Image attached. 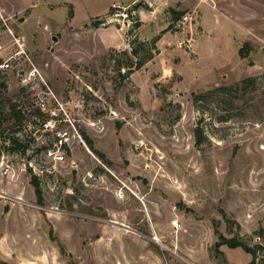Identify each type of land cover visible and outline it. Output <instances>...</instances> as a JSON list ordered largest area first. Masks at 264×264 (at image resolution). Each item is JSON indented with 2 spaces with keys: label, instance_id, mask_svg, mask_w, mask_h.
I'll list each match as a JSON object with an SVG mask.
<instances>
[{
  "label": "rangeland",
  "instance_id": "374dc122",
  "mask_svg": "<svg viewBox=\"0 0 264 264\" xmlns=\"http://www.w3.org/2000/svg\"><path fill=\"white\" fill-rule=\"evenodd\" d=\"M8 28L30 64L0 71L1 260L264 264V0H0L4 53ZM33 65L72 125L44 126Z\"/></svg>",
  "mask_w": 264,
  "mask_h": 264
},
{
  "label": "built area",
  "instance_id": "2783aa9c",
  "mask_svg": "<svg viewBox=\"0 0 264 264\" xmlns=\"http://www.w3.org/2000/svg\"><path fill=\"white\" fill-rule=\"evenodd\" d=\"M112 7H113L114 11L110 14L107 21H109V22L110 21H118L119 19H122V22H123V21L129 20V15L127 12H125L123 10H119L120 7H118L114 4H112ZM181 24L189 26L191 24V16L187 13L183 14L181 16L180 20H178V22H177L178 26H180ZM7 32H8V35H9L11 41H12V45L14 46V49L10 53H4V51H5L4 46L2 43H0V71H6L8 69H11L13 67V63L17 62L18 60L23 61L24 64H26V62L28 64H30L29 57L25 51V46H26L25 36L15 35L13 33L12 29H10V28H8ZM18 73L20 75L21 84L23 86L27 87L28 90L36 93L35 105L41 113H43L47 116V119L44 122V126L46 128L52 129L53 127H55V123L57 120H62V121H65V122H68L71 124V120L68 118V115H67L66 111L64 110L63 103L50 90L47 83H45V81H43L40 73L37 72V68L34 65L32 67H30L29 69H25L24 67L19 68ZM41 83H43V87H42ZM38 88L40 89V92L44 91L46 94L50 95L48 98V101H50L52 99L53 105H50L44 99V97L39 95V93L37 91ZM75 132H76V130H75ZM75 135L78 136L79 134L76 132ZM57 136H58V140H57L56 145H57L58 150L64 144L70 145L71 136L69 135L67 130H62V131L60 130L57 133ZM48 153H49V155L53 154V152H50V151ZM57 153L53 154L54 157L61 159L63 154L61 152L60 153L57 152ZM1 164H3V161H0V165ZM8 170H9V165L5 163L4 164V172L7 173ZM115 195L118 198H122L124 196L123 187H119L115 191ZM172 222H173V224H176V220H173Z\"/></svg>",
  "mask_w": 264,
  "mask_h": 264
},
{
  "label": "trees",
  "instance_id": "16d2710c",
  "mask_svg": "<svg viewBox=\"0 0 264 264\" xmlns=\"http://www.w3.org/2000/svg\"><path fill=\"white\" fill-rule=\"evenodd\" d=\"M96 24H97V22H96ZM135 65H136L137 68H139L142 64L139 61H137L135 63ZM32 180H33V183H34V186H35V189H34L35 190V193H36V195L38 196V199H39V195L41 194V191L38 188V183H37L35 177ZM219 237H220V240H221L220 243H227L231 247L242 246L244 249H246L247 251H249L248 250L249 248H247L244 244H242L239 241L230 240V239L227 240V239L223 238L222 236H219ZM0 264H8V263L6 261H3V260L0 259Z\"/></svg>",
  "mask_w": 264,
  "mask_h": 264
},
{
  "label": "water",
  "instance_id": "95a60500",
  "mask_svg": "<svg viewBox=\"0 0 264 264\" xmlns=\"http://www.w3.org/2000/svg\"><path fill=\"white\" fill-rule=\"evenodd\" d=\"M53 40H55V37H53ZM28 165V163H26Z\"/></svg>",
  "mask_w": 264,
  "mask_h": 264
},
{
  "label": "crops",
  "instance_id": "0c3cea01",
  "mask_svg": "<svg viewBox=\"0 0 264 264\" xmlns=\"http://www.w3.org/2000/svg\"><path fill=\"white\" fill-rule=\"evenodd\" d=\"M133 2V1H132Z\"/></svg>",
  "mask_w": 264,
  "mask_h": 264
}]
</instances>
